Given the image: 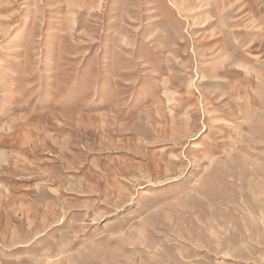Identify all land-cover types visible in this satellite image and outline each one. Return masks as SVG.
Masks as SVG:
<instances>
[{
	"label": "rangeland",
	"instance_id": "1",
	"mask_svg": "<svg viewBox=\"0 0 264 264\" xmlns=\"http://www.w3.org/2000/svg\"><path fill=\"white\" fill-rule=\"evenodd\" d=\"M0 264H264V0H0Z\"/></svg>",
	"mask_w": 264,
	"mask_h": 264
}]
</instances>
